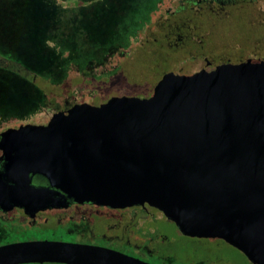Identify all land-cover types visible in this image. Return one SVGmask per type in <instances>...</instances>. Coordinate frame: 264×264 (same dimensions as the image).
<instances>
[{
	"label": "water",
	"instance_id": "95a60500",
	"mask_svg": "<svg viewBox=\"0 0 264 264\" xmlns=\"http://www.w3.org/2000/svg\"><path fill=\"white\" fill-rule=\"evenodd\" d=\"M7 160L0 207L31 211L67 200L148 204L185 235L219 239L264 264V60L169 72L148 98L77 104L45 126L0 134ZM40 174L49 187L32 185ZM148 264L57 242L0 246V264Z\"/></svg>",
	"mask_w": 264,
	"mask_h": 264
},
{
	"label": "rangeland",
	"instance_id": "374dc122",
	"mask_svg": "<svg viewBox=\"0 0 264 264\" xmlns=\"http://www.w3.org/2000/svg\"><path fill=\"white\" fill-rule=\"evenodd\" d=\"M165 1L0 0V129L43 120L32 97L33 78L47 92L59 91L53 84L69 79L78 101L98 103L122 94L142 98L164 73L188 74L203 57H210L214 64L235 63L253 55L264 59V21L260 6L258 16L256 3L231 5L214 18L184 10L178 19H188L197 30L193 39L173 49L167 39L153 35L151 27L167 6ZM179 31L184 34L186 28ZM112 49L116 53L110 64H120L119 75L105 85L84 82V77L101 73L93 63ZM11 62L20 63L26 73L37 74L30 73L27 81L12 71L15 66ZM149 226L171 237L165 249L179 258L189 251L193 260L251 264L223 240L186 239L164 221ZM46 237L45 233H35L33 239Z\"/></svg>",
	"mask_w": 264,
	"mask_h": 264
},
{
	"label": "flooded vegetation",
	"instance_id": "af4514ba",
	"mask_svg": "<svg viewBox=\"0 0 264 264\" xmlns=\"http://www.w3.org/2000/svg\"><path fill=\"white\" fill-rule=\"evenodd\" d=\"M243 2L256 3L258 7V16L260 6L262 10V20L264 21V0H166L164 4L167 3V6L163 7L159 17L153 19L151 22L153 35H159L161 39H167L171 48L179 49L180 43L193 39L195 36L193 34L194 30H197L193 24L189 23L188 19H178V16L184 10H196L197 12H195L197 14H209L214 18L226 13L229 6L242 4ZM189 24L192 25V29H189ZM180 28H186V33H180ZM175 39H177V42L173 43L172 40ZM155 40L157 41L159 39L156 38ZM114 53H116L115 49H112L100 62L93 63L95 64V68L100 70L101 73L93 74V77L89 78L84 77L83 81H89L91 83L98 81L100 85H105L109 82V79L111 80L118 76L120 64H110L111 59L115 57ZM249 58L261 57L253 55L242 58L236 61L235 64ZM207 62L213 63L210 57H203V61H200L199 66L185 75L201 70ZM225 63L232 62L227 61ZM108 64L110 65L108 66ZM169 72L183 74L181 71L173 70L164 73L149 93L142 98L150 97L158 82ZM99 75L105 78L99 80ZM34 82H36V78H33L31 81V88L34 87L33 90H35V94L32 97L35 99L36 103L39 104L41 110L38 109V112L42 114L43 120L40 122H30L29 124L45 126L56 113H67L77 104L88 103L85 101H78L73 93V88L69 84V79L57 85L53 84L59 91H54L52 89L48 92L46 89L37 86ZM114 96L133 97L128 94ZM114 96H110L102 102H91L89 104L99 106L106 103ZM18 127L19 126L0 129V134L9 128ZM6 164L7 160L4 156V151L0 147V173H3L2 176L5 174ZM30 176L33 186H50L49 181L44 176L40 174H31ZM4 178L6 177L4 176ZM160 221L173 225L177 235L181 237L192 240L199 239L185 236L174 222L168 220L162 212L148 204L127 208H113L91 202L78 203L73 200H67L65 207L39 211H27L24 207L19 206H15L9 210H4L0 207V246L22 242L47 241L109 249L148 264H217L207 259L193 260L190 257L189 251L186 252V256L183 258H179L177 255L167 251L165 248L166 245L170 243L171 237L161 230H157L156 228L152 229L149 226L152 223H159ZM35 233H45L48 237L33 239ZM62 237L69 238L70 240H61L60 238ZM237 251L240 252L239 250ZM241 254L245 257L243 253ZM245 259L247 258L245 257ZM247 261L251 263L248 259ZM25 264L66 263L44 262Z\"/></svg>",
	"mask_w": 264,
	"mask_h": 264
},
{
	"label": "trees",
	"instance_id": "16d2710c",
	"mask_svg": "<svg viewBox=\"0 0 264 264\" xmlns=\"http://www.w3.org/2000/svg\"><path fill=\"white\" fill-rule=\"evenodd\" d=\"M0 56H2L0 54ZM4 59V58H3ZM8 59V58H7ZM9 61H11L10 59H8ZM7 61V60H6ZM7 61V62H9ZM11 64H13L15 67H13L12 70L13 72L19 74L23 79L27 80L28 81V78H29V74H37V73H33V72H30V73H26L25 71H27L26 69H24V67L20 64V63H17V62H11ZM39 75V74H38Z\"/></svg>",
	"mask_w": 264,
	"mask_h": 264
}]
</instances>
